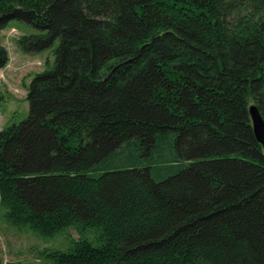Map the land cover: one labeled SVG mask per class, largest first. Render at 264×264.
Returning a JSON list of instances; mask_svg holds the SVG:
<instances>
[{"label": "trees", "instance_id": "1", "mask_svg": "<svg viewBox=\"0 0 264 264\" xmlns=\"http://www.w3.org/2000/svg\"><path fill=\"white\" fill-rule=\"evenodd\" d=\"M11 18L25 51L58 42L0 128V204L100 227L53 264H264V0H0Z\"/></svg>", "mask_w": 264, "mask_h": 264}, {"label": "rangeland", "instance_id": "2", "mask_svg": "<svg viewBox=\"0 0 264 264\" xmlns=\"http://www.w3.org/2000/svg\"><path fill=\"white\" fill-rule=\"evenodd\" d=\"M38 31L34 24L11 18L0 29V43L9 52L8 63L0 67V128L12 122H20L28 115L27 88L36 72L44 70L54 61V49L58 42L42 50L28 52L19 47L21 34ZM6 207L0 204V258L7 262L24 264H53L48 253L55 249L72 247L79 236L97 243L100 227L85 228L69 226L52 235L38 233L30 224H14L4 213Z\"/></svg>", "mask_w": 264, "mask_h": 264}, {"label": "water", "instance_id": "3", "mask_svg": "<svg viewBox=\"0 0 264 264\" xmlns=\"http://www.w3.org/2000/svg\"><path fill=\"white\" fill-rule=\"evenodd\" d=\"M250 119L252 120V129L258 142L262 143L264 148V119L260 112V109L255 103H250L248 105Z\"/></svg>", "mask_w": 264, "mask_h": 264}]
</instances>
